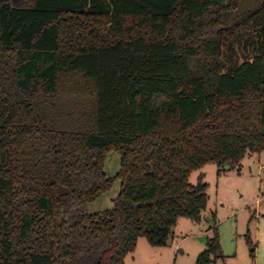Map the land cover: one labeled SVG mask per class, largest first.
<instances>
[{
    "label": "trees",
    "instance_id": "16d2710c",
    "mask_svg": "<svg viewBox=\"0 0 264 264\" xmlns=\"http://www.w3.org/2000/svg\"><path fill=\"white\" fill-rule=\"evenodd\" d=\"M240 2L0 0V264H125L202 219L191 174L264 150V0L227 24Z\"/></svg>",
    "mask_w": 264,
    "mask_h": 264
},
{
    "label": "rangeland",
    "instance_id": "374dc122",
    "mask_svg": "<svg viewBox=\"0 0 264 264\" xmlns=\"http://www.w3.org/2000/svg\"><path fill=\"white\" fill-rule=\"evenodd\" d=\"M262 0H241L240 7L230 13L227 24L237 22ZM120 169V154L108 153L105 173L114 177ZM203 174L207 184L208 206L197 222L180 218L174 228L175 238L164 247L152 246L145 237L138 240L125 264H195L207 244L198 237H213L216 226L223 258L215 264H264V150L246 155L239 167L219 171L210 163L194 171L190 182L197 184ZM121 191V181L90 203V213L113 206ZM215 214L216 224L213 222Z\"/></svg>",
    "mask_w": 264,
    "mask_h": 264
},
{
    "label": "water",
    "instance_id": "95a60500",
    "mask_svg": "<svg viewBox=\"0 0 264 264\" xmlns=\"http://www.w3.org/2000/svg\"><path fill=\"white\" fill-rule=\"evenodd\" d=\"M230 168V165H226L225 169ZM199 240L204 241L205 243L207 242V237H198Z\"/></svg>",
    "mask_w": 264,
    "mask_h": 264
}]
</instances>
